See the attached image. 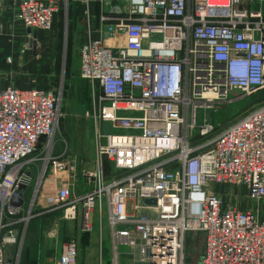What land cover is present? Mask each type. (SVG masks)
<instances>
[{"label": "built area", "instance_id": "built-area-1", "mask_svg": "<svg viewBox=\"0 0 264 264\" xmlns=\"http://www.w3.org/2000/svg\"><path fill=\"white\" fill-rule=\"evenodd\" d=\"M258 2L264 0L108 2L100 37L90 36L80 51L82 77L101 91L93 115L97 166L83 171L93 186L85 195H71L65 173L76 165L67 150L55 158L53 142L43 143L55 132L60 93L0 88V264H20L26 227L37 216L60 210L75 219L82 209L83 229L90 230L89 211L103 205L113 264H120L121 245L140 248L138 260L126 264H186L189 232L204 234L198 264H264V97L225 126L207 117L198 125L199 109L264 91ZM58 10L59 0H19L15 15L26 28L49 30ZM3 19L0 0V31ZM88 30L94 31L89 18ZM103 121L116 132L103 133ZM104 158L112 165L109 176ZM38 161L28 209L12 205L20 184L32 183ZM219 184L245 187L257 209L227 203ZM77 258L72 239L53 264H77Z\"/></svg>", "mask_w": 264, "mask_h": 264}, {"label": "rangeland", "instance_id": "rangeland-1", "mask_svg": "<svg viewBox=\"0 0 264 264\" xmlns=\"http://www.w3.org/2000/svg\"><path fill=\"white\" fill-rule=\"evenodd\" d=\"M11 3L14 5L12 4V7H9L7 0H3L5 19H3V28L0 31V85H8L21 79L22 77L19 74L11 72L12 69L17 70L28 66L26 51L29 48V44H27L23 37V27L14 21L10 14L11 11L16 10L19 0H11ZM119 3L124 6L126 0H119ZM255 5L264 8V2H258ZM78 57V50L61 49V53L56 59L58 69L55 74L39 73L36 70L32 72V75L34 77L40 76L39 78L46 76L53 80L54 84L52 87L60 93L59 120L55 132L51 137L46 138V140L57 143L59 139L66 138L71 142V137L74 138L76 136L79 143L81 142V148L84 150L83 157H81L84 159L85 164L92 166L95 118L93 116L94 112H91V89L89 85H84L78 75L69 72V66L72 60ZM240 94V91H234L233 96ZM263 97L264 91H260L239 98L233 102L220 104L206 111L199 109L198 125L203 124L204 117H207L208 121L218 126V128L225 126L258 104ZM100 126L104 133L116 132L110 122L103 121ZM197 132L198 128L192 130L191 134L194 136ZM83 139L86 141L85 144ZM32 173L34 176L36 173L35 170ZM32 184H34V178L32 179ZM215 189L227 203L241 209H257L258 204L248 197L247 189L243 186L219 184L215 186ZM259 205V214L264 218V200ZM27 206L28 202L25 204V207ZM69 224L70 221L62 218L60 214L54 215L51 218H40L31 222L19 250L20 264H23L25 261L35 263L34 259H42V257L45 259L46 255L50 254V252L62 251L63 245L73 239L74 233L71 231L70 227L72 226H69ZM31 227H46V231L48 232L46 235L41 233H33L30 235L29 231ZM121 247L124 246L121 245ZM203 250L204 234L201 232H189L186 235V264H198ZM81 252H84L82 246L79 250V256Z\"/></svg>", "mask_w": 264, "mask_h": 264}, {"label": "crops", "instance_id": "crops-1", "mask_svg": "<svg viewBox=\"0 0 264 264\" xmlns=\"http://www.w3.org/2000/svg\"><path fill=\"white\" fill-rule=\"evenodd\" d=\"M109 1H113L114 3L119 2V0H59V10L54 17L53 27L49 30L38 29L37 55H33L32 49L30 47L28 48V50L26 51L28 66L25 68H19L17 70L12 69L11 71L12 73L19 74L22 78L18 79L16 82L9 84L19 87L21 89L38 88L43 90H55L52 87V85L54 84L53 80L49 79L46 76H44L43 78H39L40 76L34 77V75H32V72L37 70L39 73L55 74L58 69V66L56 65V59L59 57L61 49L71 51L78 50L79 57L74 58L72 60L69 66V72L71 74L78 75L83 81L84 85L90 86L92 104L91 112L93 113L94 111H98L99 106L101 104L99 99L101 91L98 84H93L90 80L82 77L80 51L83 43H85L90 36L96 38L100 37V17L104 12H106L109 5ZM7 3L9 4V7H12V4L14 2L11 3V0H7ZM15 11H11L10 13L12 15V19L16 21L19 25H21V27H23V37L26 38V27L16 19ZM88 18L91 19L92 27L94 30L91 33H89L88 30ZM8 85H0V88H4ZM101 123L102 122H100V125ZM95 139L96 137L94 134V154L92 166H88L87 164H85L84 159L82 158L84 150L81 148V142L79 143L78 138L76 136H74V138L71 137V142H69V140L66 138L59 139L57 143L53 142V157L57 158L61 156L65 150H67L76 165V171L74 173H65L67 176V181H65L68 182L71 190V195L73 197L85 195L93 189V186L87 183L86 179L83 177V171L87 169H95L97 166ZM43 140V143L48 142L46 140V137H44ZM83 142L84 144L86 143L84 139ZM105 142L106 140L103 138V143ZM43 150L44 149L40 147V149L37 151V155H42ZM41 166V161H38L33 169V172L34 170L36 172L33 176L34 184L31 183L25 190H23L24 207L26 202H28V205L31 202L34 187L39 179L40 174L38 172ZM111 168L112 165L109 159L104 158L103 169L107 176L110 175L112 171ZM47 174L50 173L48 172ZM25 209H28V206L25 207ZM89 213L90 217L88 219V222L92 226L90 230L83 229L84 215H82V209L79 210V215L77 216V218H66L70 221L69 226H72L70 227L71 231L74 233L72 238L77 242L78 245L77 264H113L114 252L113 241L111 238V227L108 222V208L106 205H103L100 211L99 207L95 206L89 211ZM59 214L62 218H65L60 210L51 211L37 216L28 223L25 234H27V229L31 222L40 218H51L52 216ZM78 226L79 228H77ZM123 227L124 225L119 226V228ZM46 229V227H31L29 234L32 235L33 233H41L46 235V233L48 232L46 231ZM81 246L83 247L84 252H81L79 256V250ZM123 246L124 247H118V250L120 252L118 256L119 263L126 264L130 262H136L139 258V255L136 252L135 248L126 245ZM60 254L61 251L59 250L53 251L50 252V254H47L45 259H43L42 257V259H34L35 263H32V261H25L23 262V264H53L55 259L58 258Z\"/></svg>", "mask_w": 264, "mask_h": 264}, {"label": "water", "instance_id": "water-1", "mask_svg": "<svg viewBox=\"0 0 264 264\" xmlns=\"http://www.w3.org/2000/svg\"><path fill=\"white\" fill-rule=\"evenodd\" d=\"M26 38L25 41L29 44V47L32 49L33 55H37L38 53V43H37V36H38V30L37 29H32L31 27L26 28ZM114 53L117 54L118 50L115 49ZM30 175V173H28ZM27 188V185L25 183H21L19 190L14 193V195L10 199V203L14 206H21L24 204V196H23V190ZM146 204H155L156 200L155 199H146L145 200ZM9 249V248H8ZM139 246L135 248L136 252L138 253L139 251ZM138 257V255H137Z\"/></svg>", "mask_w": 264, "mask_h": 264}, {"label": "bare ground", "instance_id": "bare-ground-1", "mask_svg": "<svg viewBox=\"0 0 264 264\" xmlns=\"http://www.w3.org/2000/svg\"><path fill=\"white\" fill-rule=\"evenodd\" d=\"M112 42H113V41H111V40H108V41H107V43H110V44H111Z\"/></svg>", "mask_w": 264, "mask_h": 264}]
</instances>
